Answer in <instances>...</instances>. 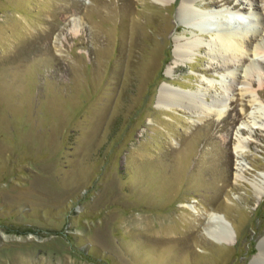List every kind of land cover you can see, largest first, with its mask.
Listing matches in <instances>:
<instances>
[{
	"label": "rangeland",
	"instance_id": "374dc122",
	"mask_svg": "<svg viewBox=\"0 0 264 264\" xmlns=\"http://www.w3.org/2000/svg\"><path fill=\"white\" fill-rule=\"evenodd\" d=\"M208 1L192 8L264 14V0ZM181 3L0 0V264H261L264 69L223 91L210 43L231 28L212 17L201 33ZM162 86L226 113L159 107ZM209 214L229 244L207 238Z\"/></svg>",
	"mask_w": 264,
	"mask_h": 264
},
{
	"label": "bare ground",
	"instance_id": "6f19581e",
	"mask_svg": "<svg viewBox=\"0 0 264 264\" xmlns=\"http://www.w3.org/2000/svg\"><path fill=\"white\" fill-rule=\"evenodd\" d=\"M152 1L161 6H166L170 2V0ZM197 1L198 0H182L178 11L179 18L182 21H188L193 25V27H195V29H199L198 23H201L205 19L216 17L219 22H224L227 24V28H231L224 30L219 27V24H216L215 27H213L215 28L214 30H218V37L215 41L210 43V55L212 58L217 60L215 62L219 63L221 69L226 70L228 74L230 73V76H227L223 80V91L227 92L230 87L234 86L235 84H243L240 88L241 91H248V87L244 88L246 85L240 81V78L247 77L250 74H256L260 70L264 69L263 62L257 58L258 56L260 57V55L264 52V37L261 35V32L256 29V26L259 24V22L264 21V14L260 13L261 11L259 6L254 3L250 5L252 8L237 7V3L233 4L232 6H227V8H230V10L235 13L228 11L226 7L223 8L225 13H223L221 10H206L200 12L192 8V5H195ZM220 1L221 0H216L214 2L208 1L206 4L207 6H217L221 3ZM262 10L264 11V8ZM256 14L258 15V18H255L256 22L253 24L251 23L250 25L252 20L249 18H252ZM245 21L249 22L247 26H245ZM252 25L253 27L251 28L250 26ZM250 29L253 31L251 36H249L250 33L248 32ZM199 30L201 33L206 32L204 29ZM192 33L196 34L194 31H192ZM200 44L201 38L187 42L186 44H178L175 51L176 58L183 61H190L193 55L192 50L194 48H198ZM247 53L252 55L254 58H252L250 63L246 65L245 68H239L238 63L242 64V62L245 61L244 55H247ZM237 71L238 73H236ZM240 73H242V75ZM250 84H252V82H250ZM259 92L260 91L258 90L256 94H259ZM157 101L159 107H164L166 109L170 107L182 108L191 114H198L199 120L208 118L212 114L220 118L226 113L225 101L218 95H213L212 101L208 103L204 99L203 95L198 92H178L172 88L162 86L158 89ZM254 103H257V99L255 97ZM254 118L256 119V117ZM241 144L242 142L239 140L235 148H240ZM208 217L210 222L204 229V233L206 234L207 238L217 244H227V242H230V231L226 225L225 219L222 216L216 214H209ZM263 242L264 240L260 244L264 245L262 244ZM261 252L258 261L261 264H264V251Z\"/></svg>",
	"mask_w": 264,
	"mask_h": 264
},
{
	"label": "water",
	"instance_id": "95a60500",
	"mask_svg": "<svg viewBox=\"0 0 264 264\" xmlns=\"http://www.w3.org/2000/svg\"><path fill=\"white\" fill-rule=\"evenodd\" d=\"M221 216L223 217V215H221ZM208 222H210V220H208L207 223H208ZM225 222H226L227 227L230 228V224H229V222H228L227 220H225ZM229 243H230V242H227V244H229Z\"/></svg>",
	"mask_w": 264,
	"mask_h": 264
}]
</instances>
